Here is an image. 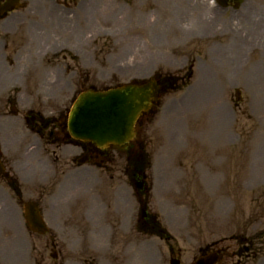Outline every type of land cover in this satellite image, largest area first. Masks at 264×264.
Listing matches in <instances>:
<instances>
[{
	"label": "rangeland",
	"instance_id": "rangeland-1",
	"mask_svg": "<svg viewBox=\"0 0 264 264\" xmlns=\"http://www.w3.org/2000/svg\"><path fill=\"white\" fill-rule=\"evenodd\" d=\"M154 1L159 3V0H144L142 3L136 0H90V10L87 12L88 24L90 25L88 28L89 34L95 37L96 32L101 31V26L95 22L101 19V14H103L102 18H105V29H111L116 34L111 36L105 34V36L97 38L94 49L98 50V53H102L101 50L105 49L103 63H99L102 54L93 62L89 56L86 59L87 70L80 62L78 64L72 62L70 71L75 69V65L78 66V76L81 81L90 78L93 80L94 83L92 84L95 87L102 88L128 83L132 79H143L155 71L159 75H165V73L176 75L178 73V75L184 76L190 70L188 68L189 64H187L188 60L190 63V58H197L193 75L185 80L187 88L174 93L167 91L162 95V106L155 117L156 121H151L148 126H145L147 122L143 121L141 126L136 129L137 139L144 140V137L149 138L153 133L155 136L152 137V141L149 139L148 143L150 141L156 143L158 137L162 139V146L157 147L156 150L146 146V152L151 159L149 170V179L151 178L152 184L151 208L159 213L161 210L163 214L160 213L159 220L172 236L166 241L159 237H146L143 238V244L151 246L148 250L152 251L151 254L154 256L156 264H169L171 259L179 260V264H192L203 247H208L209 250H215L219 247L226 249L227 255L221 264H264V250L257 258L258 260H253L252 256L250 259L234 256V251L237 248V243L233 240L234 224L227 216L223 217L220 213H217L219 209H222V204L224 202L230 204V200L234 196L239 203V212L242 210L245 215L250 214L252 216L250 221H255L250 228L248 227L247 233L256 231V229L264 231V219L260 217L264 215V176L255 177L254 179L249 174L251 169L247 167V158L250 152L257 149L258 146L260 147L261 142L264 141V95L256 94L254 91L261 90L264 94V59H260L258 54L250 56L251 54L246 51L248 46L244 47L242 43H239L237 46L244 49V51L231 54L220 53L223 57L220 55L216 59L220 64L224 60L230 62V59L232 60L234 57L241 59L229 64L230 66L225 68V71H219L223 76L218 77L217 72L214 73L209 69V61L211 60L209 55L207 54L208 60H206L205 56L207 55L202 54L205 53L204 50L208 44L216 43L217 38L206 35L195 37L192 40V35L189 36L188 34L182 41L177 39L171 44L169 43L170 47L165 45L168 43L164 38L154 40V50L157 49V51L149 53L143 49L145 52L141 54L144 65L142 69H139L136 67V61L139 60L140 51L135 53L134 47L126 53L121 50L122 43L124 44L122 38L125 45L133 41L132 35L122 34L123 25H127L131 20L127 16L124 19L123 11L136 15L139 10L140 15L148 14L153 18L154 14H159V12L153 11ZM183 1L190 2V4L194 2V0ZM202 1L205 8L208 0ZM167 2H170L168 6L177 18V25L185 26V19H178L177 16L179 7L184 6V4L179 0H167ZM101 3H105L104 9L100 5ZM151 3L153 7H150ZM256 3L255 5L258 8L253 6V0L247 1V5L251 6L252 10H257V16L262 17L264 23V1L258 0ZM207 6L211 9L210 4L207 3ZM147 7H150L148 10L152 13L147 12L148 10H141V8ZM36 13L37 11H34V14ZM37 14L41 16L42 12L40 11ZM212 17V15H207L204 16L203 20L210 21ZM159 20L162 22L165 19L160 16ZM51 22L52 20H48L46 25ZM187 24L189 26V23ZM1 27L0 25V71H2L3 76L2 83H0L2 86L0 87V113H10L9 98L15 99L13 106L18 112L32 108L48 116L54 112L68 109L70 107L69 79L74 73L66 74V72L62 73L58 70L47 69L48 64L56 63L50 57L43 58L46 61L41 62L39 60L35 64H31L32 53L27 51L29 48L26 49L27 53L25 54L28 59L23 60L25 57H19L20 64L14 66L16 68L12 67L10 70L6 63L9 58H15L17 55L15 53L16 49L24 45L25 39L28 38L31 41L30 46L36 43L33 53H36L34 55H36L35 57L38 56L37 59H41L45 47L52 46V44L56 47L55 42H46V37L53 40L55 38L54 34L45 32L40 26L34 24L29 25L28 33L25 31L26 29L23 30L25 27L15 28L12 23L6 33ZM77 34L80 38L82 31H77ZM126 36L128 37L127 41ZM145 37H142L139 42L141 47L145 44V41H149ZM114 39H117L118 42H115ZM2 40L6 42L5 46L2 45ZM134 42L135 47L139 48V43ZM34 46H31L30 49H34ZM55 59H60V56ZM94 62L95 64H93ZM98 63L101 65L100 68L96 67ZM32 67L39 68L42 72L37 74ZM180 69L182 71L178 72ZM8 70H10V73H7ZM16 70L18 73L13 76L11 72ZM200 71L204 72L202 76L204 80L199 82L197 73L200 74ZM13 78L16 79L13 83H10ZM52 80L57 81L55 85L50 83ZM205 81L211 83H204ZM207 84L209 85L206 86ZM212 84L216 86L215 89L213 88L216 93L214 96H210L209 92L212 89ZM17 85L19 88H16ZM234 87H240V100L238 102L235 101ZM199 88H201V91L198 90ZM191 95H193L192 98H190ZM47 97H49V102H45ZM255 98H257V102ZM54 100H58L60 103H55ZM212 100L217 103V107L219 105L223 107L221 128H225L224 131L229 133L230 145L224 144L220 139H213L221 147L208 151L209 149L203 146L205 144L196 145L195 143L198 141L204 142L205 119L209 110L212 109ZM14 118L19 119V117ZM164 135L165 137L161 138ZM165 139L166 143H164ZM170 140H172V143ZM179 147L183 148L184 151L179 152ZM204 148L207 150L205 149V151ZM54 151L58 152L56 148H54ZM113 154L118 162L123 160L122 152L115 151ZM172 158L176 160L175 165L171 162ZM211 163L217 167L215 171L209 170L207 165ZM179 164L182 165L183 169H178ZM191 167L199 168V174ZM119 169L120 165L114 170L117 176L119 175ZM176 170L181 171V178L178 180H175L177 179L174 174ZM37 171L32 179H37ZM41 172L46 174L47 167L42 166ZM201 174L205 175L206 178H211V180L203 181V185L199 184L197 179L198 175ZM105 177L107 178V175ZM114 182V184H117L116 180ZM204 186H206L207 191ZM208 188H210V191ZM236 190L237 192H235ZM23 192L24 197H26L22 198L24 201L31 199L37 201L38 196L33 194L31 187L23 186ZM2 195L4 196L3 198L1 196L0 199V210H6L8 215L3 212L0 213V264H22V262L33 264L39 261L41 257L44 259L45 264L54 263L49 257L51 251L44 248V240L47 235H37L28 232L25 230L26 228L23 229L25 226L22 223L13 195L8 196L4 191ZM50 214L45 215L46 221L49 223L55 222L56 217ZM17 217L20 219L22 228L21 225H18ZM258 218H261V222L257 221ZM12 221L16 222L12 225ZM250 221L245 225L248 226ZM25 232H28L27 243L25 242ZM13 233L24 241L22 243L15 242ZM10 235L12 239L9 237ZM8 241H11V243ZM148 243L154 244L150 245ZM9 245L10 247H8ZM4 254L9 256L5 257ZM143 256V254L140 255L141 258ZM66 264H75V262L68 261Z\"/></svg>",
	"mask_w": 264,
	"mask_h": 264
},
{
	"label": "bare ground",
	"instance_id": "bare-ground-1",
	"mask_svg": "<svg viewBox=\"0 0 264 264\" xmlns=\"http://www.w3.org/2000/svg\"><path fill=\"white\" fill-rule=\"evenodd\" d=\"M147 1V0H146ZM181 1L183 5H181V7H179L178 9V19L179 18H184L185 19V26H178L177 25V18L176 16L173 15V11L172 9L168 6L170 2H167V0H159V3L155 2V11H158L159 14H154V17L152 18L151 15L145 14V15H132L130 12L127 11H123L124 19L125 17H129L131 20L129 23H127V25H123V33L128 34L129 36H135L136 35H142L145 37L146 35V39L149 40H157L159 38V40H161V38L165 39L166 41H168L169 43L174 42L177 39H180L181 41L184 40L186 38V35L189 34V36L192 35V37L194 38L195 35H197L198 37L200 36L199 34L203 33V30L206 29V27H210L211 28V32L214 30L212 27H215L216 25H221L222 22H224V26H220L222 28H225V32L221 33L222 36H226L228 33L232 35L233 40H235L236 38L242 39L244 41H248L247 39V33L244 36V32L246 31V29H244V27H252L255 28L254 30V34L258 35V37H256L255 41L254 39H251L248 41L250 43V56L252 55H259L260 59H264V37H262V41H260L259 36L264 34V28H260V30H258L257 26H259L260 24H262L261 22L262 17H258L256 14V9L252 10L249 9L247 7H243L242 10L244 11V14H242L240 17H238V19H233L232 15L225 17L224 18V14L223 12L218 11V8L215 6L212 9H209L207 7V2H206V6L205 8L203 1L201 2V0H194V2L192 4H190V2H184L183 0H179ZM258 0H253V4L256 8H258L256 2ZM141 10L143 11L144 8ZM146 11V10H144ZM166 14V15H165ZM207 15H212L213 16V23L210 22H205L203 20L204 16ZM161 16L162 19H165L164 21L162 20V22L159 20L158 18ZM239 16V15H237ZM134 17V18H133ZM189 23V26L188 24ZM113 25V24H112ZM181 25V24H180ZM234 26V32L232 33L229 30L230 27L233 28ZM238 27H240L241 29H238ZM238 30V31H236ZM250 31V29H249ZM108 33H110L109 31H107ZM253 32V31H252ZM251 32V33H252ZM113 33H116L113 31ZM111 35V33H110ZM188 36V37H189ZM126 41L128 39V37H125ZM136 40V39H135ZM138 43L139 41L136 40ZM122 42H124L123 44V48L126 49V51L131 50V48L133 49L134 47V51L135 53H137L138 51H140V56H139V60H137V64L136 67H138L139 69L143 68L144 65V61H142V54L145 51H143L142 49H148L151 48L150 45L148 44H144L142 47L139 46V48L135 47V42L134 39L133 43H129L127 45H125V41H123L122 38ZM242 44L244 47L247 45V43ZM122 49V48H121ZM238 50V48H236ZM126 51L124 53H126ZM239 51V50H238ZM240 52V51H239ZM259 52V53H258ZM226 53L231 54V50L227 51ZM225 53V54H226ZM240 56V55H239ZM238 56V57H239ZM219 54L217 53V55L211 57V64L213 66H211V70L216 73V75L218 77H221L222 73H220L219 71L223 70L225 71V68H228L230 65L229 64H233V62L235 60H241V59H237V57H234V59H230V62L227 60H224L221 64L218 63L216 61V59H218ZM19 60L17 59V62ZM20 62V61H19ZM220 68V69H218ZM198 71V70H197ZM263 72V71H262ZM261 72V73H262ZM201 74V76H200ZM200 74L197 73V77L199 78V82L200 80H204L202 79V76L204 75V72L200 71ZM17 75V71H15L13 73V76ZM2 71H0V83H2ZM223 76V75H222ZM259 76V75H257ZM4 79V78H3ZM13 78L12 82L14 81ZM208 81H205L204 83H207ZM211 83V82H208ZM209 84H207L206 86H208ZM213 85V84H212ZM0 87L1 84H0ZM216 88L215 84L212 86V89L209 90L210 92V96H214L216 95L214 89ZM256 89V88H254ZM199 91H201V88L198 89ZM256 94H261L262 96L264 95L261 90H254ZM193 95H191L190 98H192ZM256 102H257V98H255ZM211 108L209 110V113L205 119V124H206V131L204 134V142L206 144H209L210 146L215 147L213 139H220L222 140L221 142L223 143H227L228 142V137H227V132L224 131L226 130L225 128H221V119L223 117L222 115V109L223 107L221 105H219L217 107V103L215 101L212 100V105ZM170 142L172 143V140H170ZM183 144V143H181ZM264 141L261 142L260 147L258 146L257 149H255L254 151L250 152L247 160H248V168L251 169V171H249V174L252 175V177L255 179V177L259 178L261 176H264ZM250 162V164H249ZM143 254L144 256L141 258L140 255ZM127 263L128 264H155V259L154 256L151 254V251L148 250V248H142L139 249L138 251L135 252V254L133 255V257H131L130 259H127Z\"/></svg>",
	"mask_w": 264,
	"mask_h": 264
},
{
	"label": "water",
	"instance_id": "water-1",
	"mask_svg": "<svg viewBox=\"0 0 264 264\" xmlns=\"http://www.w3.org/2000/svg\"><path fill=\"white\" fill-rule=\"evenodd\" d=\"M154 83L144 86H123L102 93L86 92L79 96L69 115V130L73 137L91 140L102 146L111 143L123 146L132 136L136 117L146 110L155 98ZM25 219L32 230L43 232V225L34 208ZM221 257L212 253L201 257L195 264H215Z\"/></svg>",
	"mask_w": 264,
	"mask_h": 264
},
{
	"label": "flooded vegetation",
	"instance_id": "flooded-vegetation-1",
	"mask_svg": "<svg viewBox=\"0 0 264 264\" xmlns=\"http://www.w3.org/2000/svg\"><path fill=\"white\" fill-rule=\"evenodd\" d=\"M19 1V5H21V8H19L17 11H13V12H9V13H3V15L0 17V21H2L3 24L7 23L9 19H11V21L14 22V24L16 26L23 24L24 22L29 21L30 19L27 17V14L23 13V12H19V11H29L32 7V9H36V10H44L46 8L51 9V10H56V11H62L60 18L64 21H68L69 19V15L71 13H74V17L76 18L77 22H82V16H80L77 12L75 13V8L77 9L78 7V1L74 0H67V1H60V0H55L53 1L50 6H45L47 3L44 0H18ZM6 3V0H0V6H3ZM81 5L83 3V1L80 2ZM235 3L236 0H226V7L225 8H219V11L224 10V9H230L231 11H233L234 14H236V10L235 8ZM85 3H83L84 5ZM224 22L221 23L220 26H224ZM68 28L71 29V26L67 25ZM219 25H216L215 27H212L214 30L212 32H219L224 33L225 32V28L220 27ZM66 29V28H65ZM68 30H62L60 29L57 33H55V35L57 36V38L60 40V46L61 48L57 49L55 51V53H64V54H69V56L71 58H73V54L75 51L73 49H71L69 47L70 44L74 43V38L72 37V35H68L67 34ZM209 31H211V28L209 27ZM230 32L234 33V30L232 27L229 28ZM225 37V48L229 45V41L232 40V35L231 34H227ZM236 40V39H235ZM223 46L222 45H218L213 47L210 51L211 53H220L222 51H226L225 49H222ZM82 53H91V51L84 49V48H80V50ZM87 55V54H85ZM65 57V55H64ZM104 57V56H103ZM102 57V58H103ZM103 63V62H101ZM97 67H101V65L98 63ZM79 151L84 152V153H88L90 154L97 152L98 150L95 149L92 146H81V148H78ZM103 167L105 168V159L101 160Z\"/></svg>",
	"mask_w": 264,
	"mask_h": 264
}]
</instances>
